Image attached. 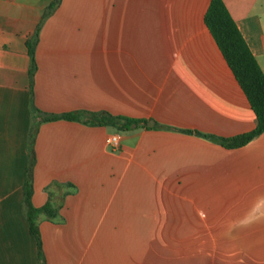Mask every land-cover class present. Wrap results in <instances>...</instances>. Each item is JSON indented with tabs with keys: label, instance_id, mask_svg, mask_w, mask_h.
Masks as SVG:
<instances>
[{
	"label": "crops",
	"instance_id": "1",
	"mask_svg": "<svg viewBox=\"0 0 264 264\" xmlns=\"http://www.w3.org/2000/svg\"><path fill=\"white\" fill-rule=\"evenodd\" d=\"M54 1L0 0V264H264V133L205 137L257 127L212 0ZM223 1L264 72V0ZM65 114L80 121L43 120ZM26 180L59 210L39 218L42 257Z\"/></svg>",
	"mask_w": 264,
	"mask_h": 264
},
{
	"label": "trees",
	"instance_id": "2",
	"mask_svg": "<svg viewBox=\"0 0 264 264\" xmlns=\"http://www.w3.org/2000/svg\"><path fill=\"white\" fill-rule=\"evenodd\" d=\"M60 1L61 0H55L49 9L55 8ZM205 24L215 39L218 48L222 52L228 66L244 91L257 117V127L247 134L231 139L205 137L222 144L228 149L240 148L264 133V72L249 49L223 0L211 1L205 15ZM35 44L36 41L28 43L29 56L31 59L29 74L32 81L36 71L34 59ZM89 116L91 118V125L113 127L120 132L129 131L132 125L140 122L139 120H133L122 116H112L106 113L89 114ZM80 118V114H65L63 116L46 117L43 120L54 121L62 119L67 121H80ZM24 195L26 220L30 233L38 248L39 256L42 257L43 244L39 229V218L45 215L48 219L53 221L57 218L59 210L56 209L51 202H48L42 208L34 207L32 204L33 185L30 180H26L25 182Z\"/></svg>",
	"mask_w": 264,
	"mask_h": 264
},
{
	"label": "built area",
	"instance_id": "3",
	"mask_svg": "<svg viewBox=\"0 0 264 264\" xmlns=\"http://www.w3.org/2000/svg\"><path fill=\"white\" fill-rule=\"evenodd\" d=\"M121 140H122L121 134L117 133V134L109 136L106 140V144H107V146H109L113 149H117L121 145Z\"/></svg>",
	"mask_w": 264,
	"mask_h": 264
},
{
	"label": "water",
	"instance_id": "4",
	"mask_svg": "<svg viewBox=\"0 0 264 264\" xmlns=\"http://www.w3.org/2000/svg\"><path fill=\"white\" fill-rule=\"evenodd\" d=\"M140 125H142V124H140ZM136 126H137L136 124L132 125L133 128L136 127Z\"/></svg>",
	"mask_w": 264,
	"mask_h": 264
}]
</instances>
